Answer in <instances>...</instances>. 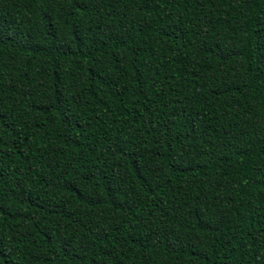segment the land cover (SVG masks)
<instances>
[{"label": "trees", "instance_id": "16d2710c", "mask_svg": "<svg viewBox=\"0 0 264 264\" xmlns=\"http://www.w3.org/2000/svg\"><path fill=\"white\" fill-rule=\"evenodd\" d=\"M0 264H264V0H0Z\"/></svg>", "mask_w": 264, "mask_h": 264}]
</instances>
